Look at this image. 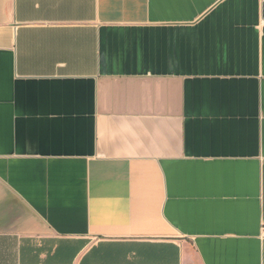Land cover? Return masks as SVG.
<instances>
[{
  "label": "crops",
  "instance_id": "0c3cea01",
  "mask_svg": "<svg viewBox=\"0 0 264 264\" xmlns=\"http://www.w3.org/2000/svg\"><path fill=\"white\" fill-rule=\"evenodd\" d=\"M264 0H0V264H264Z\"/></svg>",
  "mask_w": 264,
  "mask_h": 264
},
{
  "label": "built area",
  "instance_id": "2783aa9c",
  "mask_svg": "<svg viewBox=\"0 0 264 264\" xmlns=\"http://www.w3.org/2000/svg\"><path fill=\"white\" fill-rule=\"evenodd\" d=\"M263 234H264V226H263Z\"/></svg>",
  "mask_w": 264,
  "mask_h": 264
}]
</instances>
